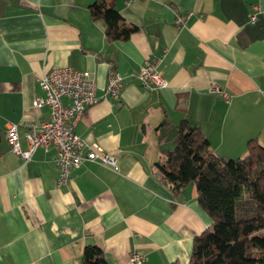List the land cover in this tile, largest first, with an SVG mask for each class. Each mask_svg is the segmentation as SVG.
I'll use <instances>...</instances> for the list:
<instances>
[{
    "label": "crops",
    "instance_id": "obj_1",
    "mask_svg": "<svg viewBox=\"0 0 264 264\" xmlns=\"http://www.w3.org/2000/svg\"><path fill=\"white\" fill-rule=\"evenodd\" d=\"M94 1L0 0V264H79L87 243L110 264H125L133 250L142 264H186L193 237L211 220L193 184L176 198L160 178L156 162L174 147L177 124L199 127L223 158L243 156L251 138L264 144V0H111L136 26L113 42L90 16ZM176 12L191 13L181 29ZM163 50L166 85L145 89L139 66ZM59 66L94 74L98 101L76 132L117 153L118 171L84 161L58 185L54 146L38 147L28 162L11 151L6 123H19L25 149L23 126L48 115L32 105L43 95L37 77ZM112 68L123 78L116 99L105 94ZM214 83L228 96L212 91Z\"/></svg>",
    "mask_w": 264,
    "mask_h": 264
},
{
    "label": "trees",
    "instance_id": "obj_2",
    "mask_svg": "<svg viewBox=\"0 0 264 264\" xmlns=\"http://www.w3.org/2000/svg\"><path fill=\"white\" fill-rule=\"evenodd\" d=\"M88 9L104 21L107 42L126 40L136 29L111 0H95ZM185 101L184 94L177 96L178 110H185ZM156 165L174 197L193 184L196 202L211 220L193 237L186 264H264V144L251 138L243 156L223 158L210 150L205 133L183 118L174 147L163 150ZM79 264L110 263L98 245L87 243Z\"/></svg>",
    "mask_w": 264,
    "mask_h": 264
},
{
    "label": "built area",
    "instance_id": "obj_3",
    "mask_svg": "<svg viewBox=\"0 0 264 264\" xmlns=\"http://www.w3.org/2000/svg\"><path fill=\"white\" fill-rule=\"evenodd\" d=\"M257 11L258 6L255 4L250 15L251 22L256 20ZM190 15L191 13L188 12H176L174 25L178 29L185 27ZM164 55L163 50L159 56L145 58L139 66L136 77L143 88L150 90L166 85V80L159 68ZM37 80L43 95L35 97L32 105L46 106L48 115L23 126V137L27 142L25 149H22L20 144L19 123L8 121L5 136L11 151L24 162H28L38 147L47 150L50 146H54L58 185L65 184L69 180L71 170L84 161L97 162L118 171L117 153L104 150L96 142L86 145L83 138L76 132L77 123L85 109L98 101L95 94L94 74L88 70L59 66L42 73ZM122 84V75L117 70L110 69L107 74L105 94L116 99ZM211 90L220 96H228L215 83L212 84ZM143 260L144 256L139 251L133 250L125 264H142Z\"/></svg>",
    "mask_w": 264,
    "mask_h": 264
}]
</instances>
